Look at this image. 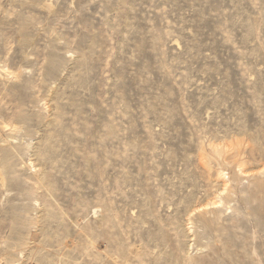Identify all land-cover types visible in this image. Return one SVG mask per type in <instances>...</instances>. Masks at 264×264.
<instances>
[{
  "label": "rangeland",
  "instance_id": "374dc122",
  "mask_svg": "<svg viewBox=\"0 0 264 264\" xmlns=\"http://www.w3.org/2000/svg\"><path fill=\"white\" fill-rule=\"evenodd\" d=\"M0 264H264V0H0Z\"/></svg>",
  "mask_w": 264,
  "mask_h": 264
}]
</instances>
